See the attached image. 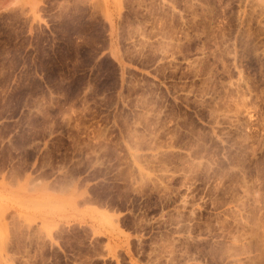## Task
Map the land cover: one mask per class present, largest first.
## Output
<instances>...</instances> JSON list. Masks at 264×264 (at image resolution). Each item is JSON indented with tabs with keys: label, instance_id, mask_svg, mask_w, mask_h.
<instances>
[{
	"label": "rangeland",
	"instance_id": "rangeland-1",
	"mask_svg": "<svg viewBox=\"0 0 264 264\" xmlns=\"http://www.w3.org/2000/svg\"><path fill=\"white\" fill-rule=\"evenodd\" d=\"M0 264H264V0L1 9Z\"/></svg>",
	"mask_w": 264,
	"mask_h": 264
},
{
	"label": "crops",
	"instance_id": "crops-1",
	"mask_svg": "<svg viewBox=\"0 0 264 264\" xmlns=\"http://www.w3.org/2000/svg\"><path fill=\"white\" fill-rule=\"evenodd\" d=\"M39 1L40 0H0V10L33 7L34 4Z\"/></svg>",
	"mask_w": 264,
	"mask_h": 264
}]
</instances>
